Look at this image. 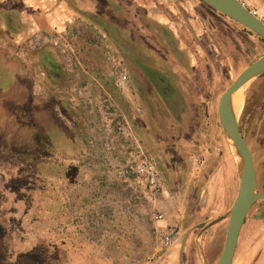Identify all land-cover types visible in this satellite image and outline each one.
<instances>
[{
	"label": "rangeland",
	"instance_id": "374dc122",
	"mask_svg": "<svg viewBox=\"0 0 264 264\" xmlns=\"http://www.w3.org/2000/svg\"><path fill=\"white\" fill-rule=\"evenodd\" d=\"M130 1L91 0L88 3L93 6L85 9L81 0H0V44L6 46H0V264H144L157 245L155 238L162 236L167 227L165 221L157 222L154 215L162 212L164 218L176 219V212H180L177 210L179 203L173 197L175 195H162L157 198L156 204L151 202L148 215H139L138 211L134 213L140 216L136 221L131 217L133 211L128 202H121L120 217L113 222L111 211L102 218L99 194L75 193L70 199L71 196H67V182L62 180L67 179L64 176L67 173V125L78 127L77 138L86 142L90 134L93 135L91 139L99 134L97 141L87 146V152L89 157L96 160L105 156L106 162L97 164L107 170H112V152L121 154V162L126 165L127 152L137 144L143 146L131 122L139 117L123 115L122 107L113 95L114 89H122L124 74L111 66L108 51L103 52L82 43L97 35L85 25L96 28L106 27L105 23L112 25L113 16L119 12H127L128 18L135 15L138 19L141 13L138 9L143 7L144 16L149 20L147 23H152L156 15L163 21H159L161 25L157 26L161 31L158 43L167 45L177 57H182L185 53L183 50L193 52L192 48L196 45L192 37L194 33L196 36L198 26L190 20L191 14L187 8L189 0ZM194 1L231 22L234 58L232 56L231 60H227L225 71H221L217 81L223 92L245 67L264 54V38L203 0ZM128 3L135 4V9L134 5L128 7ZM244 3L256 12L254 5ZM118 22L121 28L126 23L122 20ZM81 25L84 29L80 28ZM115 34L121 37L122 32L116 31ZM99 35L106 44L107 35L103 32ZM19 43L24 45V50H20ZM122 46L127 48L129 44ZM178 46L183 48L178 50ZM207 46L213 52L214 48ZM31 48L37 53L32 55ZM22 51L24 66L23 58L19 56ZM201 51L196 50L199 57L203 55ZM130 52L133 55L132 45ZM157 54L155 50L151 53L143 51L146 60L165 56L164 51L160 57ZM263 77L254 78L242 89L245 101L238 114L241 132L257 163V192H264ZM76 83L81 87H97L101 91V98L97 100L92 95L83 97L69 90V85ZM176 95L177 100H173L172 106L175 116L181 119L183 100L178 90ZM249 99H254L251 110L246 108ZM109 115L116 116L114 121L111 122ZM117 121L126 124L131 142L126 136L118 134L114 145L111 143L114 135L110 130L113 127L116 129ZM91 126L94 128L89 129ZM100 136L103 137L99 140ZM224 137L227 153L237 163L225 134ZM122 144L125 146L122 147ZM41 150L54 152L56 160L52 165L45 162L40 164L43 172L57 171L58 180L53 187L56 195L51 200H42L38 194V185L48 184L44 176H39L36 153ZM145 150L166 176L162 168L163 158L157 156L155 151ZM193 156L191 154L187 160L175 161L172 167L184 168L191 174ZM113 168L122 173L121 179L127 178L122 172L124 166L121 169ZM199 175L195 174L194 179ZM38 199L44 202L43 207ZM186 199L189 205L191 199L188 196ZM231 205L223 211L225 214ZM222 220L226 221L224 225L228 228L229 215L226 214ZM225 227L214 231L207 243L209 264H216L221 254L227 234ZM203 245L200 241V248L203 249ZM232 264H264V199L257 200L246 215Z\"/></svg>",
	"mask_w": 264,
	"mask_h": 264
},
{
	"label": "crops",
	"instance_id": "0c3cea01",
	"mask_svg": "<svg viewBox=\"0 0 264 264\" xmlns=\"http://www.w3.org/2000/svg\"><path fill=\"white\" fill-rule=\"evenodd\" d=\"M189 1L187 8L191 14L190 20L193 24L196 22L198 26L196 36L194 33L192 37L193 42L196 43L192 48L193 52H185L182 57L177 58L167 45L155 46L134 42L133 55L130 52V45L122 48L126 56L125 77L130 87L127 92L120 89L113 90V95L122 107V114L133 115V118L139 117L131 122L142 140L143 147L155 151L157 156L163 158L162 168L166 172L164 190L175 195L173 197L179 203L177 210L179 209L180 212H176V219L170 217L157 221L159 223L165 221L167 226L175 225L179 230V239L162 250L158 246L159 240L156 237L157 245L148 259H145L144 264H209L210 257L205 253L204 247L200 248V241L208 243L214 231L224 229L226 221L222 220V217L227 213L223 211L228 205L233 204L239 189L238 166L227 153L218 116V104L222 92L217 81L228 61L225 55L221 54L217 57L218 53L207 49V45L213 43L222 53L224 48H221L222 44L217 41L216 32L228 29L227 26L230 27L231 23H226L220 15L203 5L196 4L194 0ZM245 1L249 5H254L256 15L264 21V0ZM154 18L147 31L144 29V34L149 38L157 39L161 33L157 24L163 21L157 15ZM140 36L141 34L134 33V41L140 39ZM127 37L130 40L131 34L128 33ZM0 46L4 45L0 44ZM177 48L180 50L181 46ZM154 50L158 52L159 57L164 51L165 56L157 60L154 57L149 60L144 59L143 51L151 53ZM196 50H202V57H199ZM177 90L182 96L184 106L181 109V119L175 116L172 106L173 100H177ZM237 96L242 98L240 101L243 109L245 97L242 92ZM131 129L134 131L133 127ZM77 132L78 127L67 125L69 143L67 142V173H64L67 179L62 178L64 183L67 182V196H71L72 199L75 193L99 194L102 218L111 211L110 217L113 222L118 221L120 217V203L123 201H127L132 208L131 217L134 221L140 218L141 213L148 215L151 202L156 204L157 200L148 196L144 186L139 185L135 177L126 176L127 178L121 179L122 173L113 168L115 166L121 169V166H124L121 162L123 160L121 154L111 153L112 170H107L103 165L97 164L106 162L105 156L98 160L89 157L85 140H79ZM124 146L122 144V147ZM53 153L48 150L36 153L39 176L42 175L48 180L46 186L38 185V194L42 200L48 198L51 200L56 195L53 187L58 180L57 171L54 172L52 169L43 172L40 169L41 163L52 165L54 161L56 162ZM191 154H194L191 164L200 157L204 158L205 166L200 172L192 169L190 174L184 168L172 167L175 161H182L183 158L187 160V156ZM197 173L200 175L194 179L193 176ZM122 195L126 197L121 198ZM162 195L165 193L159 197ZM187 196L189 200L191 199L189 205L186 201ZM38 203L43 207L44 202L38 199ZM137 211L139 215L138 213L133 215ZM146 218L148 219L149 216ZM225 229L227 230L226 227Z\"/></svg>",
	"mask_w": 264,
	"mask_h": 264
},
{
	"label": "water",
	"instance_id": "95a60500",
	"mask_svg": "<svg viewBox=\"0 0 264 264\" xmlns=\"http://www.w3.org/2000/svg\"><path fill=\"white\" fill-rule=\"evenodd\" d=\"M203 1L264 38V21L241 0ZM262 75H264V54L245 67L222 92L219 98V121L223 134H225L234 151L240 183L236 198L227 213L229 215L227 234L216 264H232L239 234L246 215L258 199H264V193H259L256 190V169L251 148L240 130L239 117H236L232 108L233 93L245 84L244 89L250 81ZM230 137L233 139L236 149H234Z\"/></svg>",
	"mask_w": 264,
	"mask_h": 264
},
{
	"label": "flooded vegetation",
	"instance_id": "af4514ba",
	"mask_svg": "<svg viewBox=\"0 0 264 264\" xmlns=\"http://www.w3.org/2000/svg\"><path fill=\"white\" fill-rule=\"evenodd\" d=\"M128 1H130V0H128ZM133 1L134 0H131L130 2L131 3H133ZM81 2L83 3V7L86 9V7L88 6V7H90V6H93V4H89L88 2H91V0H81ZM135 2V1H134ZM180 3H182L181 1H180ZM187 3L189 4V1H187ZM112 5V4H111ZM134 5V6H133ZM133 5H131V4H129L128 3V7H132L133 6V9H135V4H133ZM140 6H145V5H140ZM114 9V8H113ZM136 11V10H135ZM129 12V11H128ZM138 12H141L140 14H139V17H138V19H137V17L135 16V15H132V17L131 18H128V16H127V12H122L121 14H120V12L119 13H117V15L115 16H113V23H111L112 25H108V24H110V23H105V25H107L106 27H103V28H100V27H98V28H96L95 26H92V27H89L88 25H85V28H87V29H91L93 32H95V34H97L96 36H93V37H89L90 38V40H86V41H84V42H82L83 44H85L86 46H89V47H95V48H97V49H102L103 50V52L106 50V51H108L109 52V56L111 55V59H112V63H111V66H115V68H118L119 69V71H121L122 72V75L124 74V76H123V78H122V89H121V91H123V92H127L128 91V89H129V87H130V83H129V81H128V79H127V77H125V52L123 51V44H125V43H128L130 46L134 43V42H137V44H139V43H143L144 45H155V46H159V45H163V44H159L158 43V39H154V38H149L148 36H146V34H144V29H146L145 31H147V28H149L150 27V23H147L149 20H147L146 19V16H144V14H146L145 13V9H144V11H143V7H140L139 9H138ZM215 13V12H214ZM121 15V16H120ZM223 18V17H222ZM223 19H225L226 20V23H231L230 21H228L226 18H223ZM120 20H122V22L123 23H127V26L124 24L123 26H122V28H121V26L119 25V22L118 21H120ZM115 22V23H114ZM157 26H159V23L157 24ZM84 26H82L81 25V29H84L83 28ZM126 27H127V31H126V34H125V30H126ZM227 28L228 29H226V30H222V31H220V30H218V32H216V38H217V41L219 42V43H221L222 45H221V48H224V49H222V54L223 55H225L226 57V59L227 60H231V57L233 56V58H234V54H233V52H232V36H231V25H230V27L229 26H227ZM100 29H102L103 31H100ZM115 31V32H114ZM116 31H118V32H122V35H121V37L120 36H116ZM100 32H103V33H105L106 35H107V43L106 44H103V42H102V38L100 37V35H99V33ZM128 33H130L131 34V39L129 40L128 39V37H127V35H128ZM134 33L136 34V33H139V34H141V36H140V39H136L135 41H134V39H133V36H134ZM125 34V35H124ZM117 37H119L120 38V40L117 38ZM131 41V42H130ZM130 42V43H129ZM20 44V46H21V48H20V50L21 49H23L24 50V45L23 44H21V43H19ZM212 45V47L214 48V52L216 53H218L216 56L217 57H220L221 56V54H220V51H218L215 47H214V44L213 43H211ZM40 48V47H39ZM183 47H181L180 48V50L182 49ZM42 49V48H41ZM224 50H225V52H224ZM30 51H32V55H34V52H36L37 53V50L35 51L34 50V48H31V50ZM181 52V51H180ZM183 52H189V51H186V50H183ZM31 53V52H30ZM39 53V52H38ZM206 53H208V52H206ZM19 56L21 57V58H23V56H24V53H23V51L22 52H19ZM177 58H179V57H177ZM24 58L22 59V64H23V66H24ZM64 69H65V67H64ZM117 69V70H118ZM222 71H225V68H223V70ZM83 75V74H82ZM84 78H85V75H84ZM86 78H87V76H86ZM89 78V77H88ZM89 81V80H88ZM69 90H74V92H76L77 94H80L81 96H86V95H92V97L93 98H95V99H100L101 98V91H99L98 90V88L96 87V89H94L93 88V85H89V87L88 86H83V87H81V85H79L78 86V83H76V84H70L69 85ZM96 103L98 102V101H95ZM98 104V103H97ZM253 106H254V99H249V101H247V103H246V108L248 109V110H251V108H253ZM110 116V118H111V122L112 121H114V119L116 118V116L115 115H109ZM92 128H94V127H89V129H92ZM96 129H98V124H96ZM108 130V129H107ZM107 130H105V131H107ZM240 130H241V127H240ZM110 131H112V133H113V139H112V141H111V143L113 144V142H114V140H115V137H117V135H118V132L116 131V129H115V127H113V128H111V130ZM123 131L125 132V136L129 139V136H128V130L126 129V126L123 128ZM98 132V131H97ZM98 135L99 134H97V137H98ZM93 135H89L88 136V142H86V145L87 146H89L90 145V143H93L94 141H97V137H95V139H91V137H92ZM102 137L103 136H100L98 139L100 140V139H102ZM107 137V136H106ZM245 138V137H244ZM114 145V144H113ZM252 152V151H251ZM252 155H253V153H252ZM154 159V158H153ZM155 160V159H154ZM253 160H254V165H255V169H256V178H257V163H256V160H255V157L253 156ZM156 161V160H155ZM157 163V162H156ZM158 165V164H157ZM205 166V162H204V164L200 167V168H197L196 166H195V164L193 163L192 164V169H193V171H195V172H200L202 169H203V167ZM158 167H159V165H158ZM159 170H160V183H161V191L157 194V195H155V196H151L149 193H148V191H147V186L145 185V183L144 182H142L141 180L139 181L140 183H139V185H142V186H144V188H145V190H146V192H147V194H148V196L149 197H151L152 199H155V200H157V198H159V195H161V194H163V193H165V195L167 196V195H169L170 196V194H169V192H167V191H165L164 190V176H163V172L161 171V169H160V167H159ZM129 176H133V177H135L136 179H137V177H136V175L135 174H131V175H129ZM137 180H139V179H137ZM256 189H258V179H256ZM165 191V192H164ZM5 193H6V191H5ZM259 193H264V192H259ZM259 200V199H258ZM178 233H179V230H178ZM157 236V235H156ZM158 238V240H159V244L161 245L160 247L162 248V250L163 249H165V248H168L169 246H171V245H173L174 243H172V244H170V245H168V246H163L162 245V236H160V237H157ZM178 239H179V235H178ZM177 239V240H178ZM207 242L206 243H204V250H205V253H207V250H206V247H207ZM151 253V252H150ZM150 253L148 254V257H149V255H150ZM207 255H208V253H207ZM148 257L146 258V259H148ZM205 258V257H204Z\"/></svg>",
	"mask_w": 264,
	"mask_h": 264
},
{
	"label": "built area",
	"instance_id": "2783aa9c",
	"mask_svg": "<svg viewBox=\"0 0 264 264\" xmlns=\"http://www.w3.org/2000/svg\"><path fill=\"white\" fill-rule=\"evenodd\" d=\"M116 129L118 134L125 136L123 128L126 124L123 121H117ZM126 165L123 173L126 176L135 174L138 182L141 180L147 186V191L151 196L157 195L161 191L160 170L156 161L146 152L140 144H137L133 150L127 152ZM195 166L200 168L204 164V158L200 157L195 161ZM140 183V182H139ZM156 220L164 219L162 212L154 215ZM178 230L175 226H167L162 232V245L168 246L178 239Z\"/></svg>",
	"mask_w": 264,
	"mask_h": 264
},
{
	"label": "bare ground",
	"instance_id": "6f19581e",
	"mask_svg": "<svg viewBox=\"0 0 264 264\" xmlns=\"http://www.w3.org/2000/svg\"><path fill=\"white\" fill-rule=\"evenodd\" d=\"M244 85L241 86L237 91H235L233 93V96H232V108H233L237 118H238V114H240L241 109H242V105H241V101H240V100H242V98L240 97L241 98L240 99L237 95L242 92V89H243ZM244 101H245V99H244ZM230 141L233 144L234 149H236L234 141H233V139L231 137H230Z\"/></svg>",
	"mask_w": 264,
	"mask_h": 264
}]
</instances>
